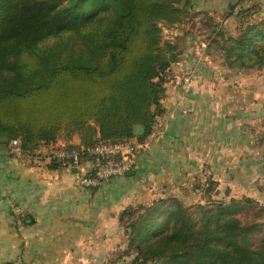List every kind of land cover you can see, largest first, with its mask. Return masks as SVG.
<instances>
[{"label": "trees", "instance_id": "16d2710c", "mask_svg": "<svg viewBox=\"0 0 264 264\" xmlns=\"http://www.w3.org/2000/svg\"><path fill=\"white\" fill-rule=\"evenodd\" d=\"M189 5V0L183 7L180 0H0V135L19 137L22 152L33 153L63 132H81L86 144L150 134L163 111L169 53L175 49L163 41V25L182 21ZM263 10L258 3L241 7L237 31L213 28L205 51L227 68L264 67ZM52 38L57 39L46 44ZM136 124L144 125V133L134 132ZM61 163L54 159L51 166ZM205 177L194 183L209 194L218 179ZM213 203L187 205L161 195L128 205L120 213L127 243L119 257L125 264H264V234L251 246L264 222L237 215L257 200L242 196Z\"/></svg>", "mask_w": 264, "mask_h": 264}, {"label": "crops", "instance_id": "0c3cea01", "mask_svg": "<svg viewBox=\"0 0 264 264\" xmlns=\"http://www.w3.org/2000/svg\"><path fill=\"white\" fill-rule=\"evenodd\" d=\"M189 1L182 21L164 24L163 41L175 45L168 72L174 77L165 83L163 111L153 127L159 133L138 154L134 173L88 188L78 182L80 166H51L47 153L53 148L86 144L81 132L33 153L14 150L10 139L0 141V264H125L118 255L127 243L120 220L125 207L172 192L187 177L203 181L206 168L231 160L236 136L249 131L241 132L240 118L251 110L230 101L238 70L223 66L217 55L202 54L199 42L215 27L228 29L232 20L237 26L241 7L264 8V0ZM190 72L196 77L183 88L180 77ZM91 125L95 139L97 124ZM92 162L85 159L83 166Z\"/></svg>", "mask_w": 264, "mask_h": 264}, {"label": "rangeland", "instance_id": "374dc122", "mask_svg": "<svg viewBox=\"0 0 264 264\" xmlns=\"http://www.w3.org/2000/svg\"><path fill=\"white\" fill-rule=\"evenodd\" d=\"M259 17L256 16L257 19ZM228 29L232 32L237 31L234 20L228 24ZM162 34L163 36L168 34L164 25ZM56 39L52 38L46 44ZM236 77L239 80L233 81V92L229 94L232 99L230 101H234V107L240 109L248 107V110H251L248 117L240 118L241 132L247 128L248 133L236 136L235 146L231 147L235 152L229 162L217 163L214 169L211 166L206 168L208 176L213 174L218 179V183L209 194L205 188L196 190L195 179L187 177L188 179L180 180L181 187L166 193L165 196H177L187 205L200 202L209 206L220 200L228 201L231 197L251 196L257 203L244 207L237 215L245 220L255 219L264 222V208L260 210L261 206L264 207V67L248 71L238 70ZM247 122L249 125L245 127ZM62 135L72 134L63 132ZM205 178L203 176L201 179ZM263 234L264 225L253 232L251 246L255 247Z\"/></svg>", "mask_w": 264, "mask_h": 264}, {"label": "built area", "instance_id": "2783aa9c", "mask_svg": "<svg viewBox=\"0 0 264 264\" xmlns=\"http://www.w3.org/2000/svg\"><path fill=\"white\" fill-rule=\"evenodd\" d=\"M208 44V39L200 40L199 46L204 53ZM174 75L167 74L165 83L172 80ZM196 74L187 73L180 77V84L183 88H187L195 79ZM159 133L158 130L152 132L142 138L131 137L118 140H105L98 143L84 144L78 148L68 146H60L53 148L47 153L50 160H63L69 165L80 166L78 171V182L80 185L88 188H94L102 185L109 179L124 175L127 170L134 167L138 154L147 149L152 139ZM14 150L22 152L21 140L19 137L11 140ZM39 153H34V157ZM92 159V166H83L85 159ZM20 212V208L16 207Z\"/></svg>", "mask_w": 264, "mask_h": 264}, {"label": "water", "instance_id": "95a60500", "mask_svg": "<svg viewBox=\"0 0 264 264\" xmlns=\"http://www.w3.org/2000/svg\"><path fill=\"white\" fill-rule=\"evenodd\" d=\"M186 0H180V6L183 7L185 5ZM169 59L173 60L174 59V51L171 50L169 53ZM145 127L142 124H136L134 128V132L136 134H142L144 133ZM9 137L7 135H0V141H8ZM135 169L131 168L127 170V173H134Z\"/></svg>", "mask_w": 264, "mask_h": 264}]
</instances>
